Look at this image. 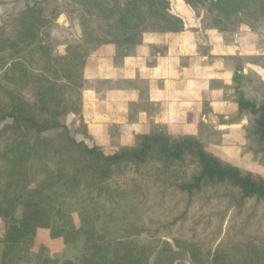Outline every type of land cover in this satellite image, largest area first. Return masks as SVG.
<instances>
[{
  "label": "trees",
  "instance_id": "obj_1",
  "mask_svg": "<svg viewBox=\"0 0 264 264\" xmlns=\"http://www.w3.org/2000/svg\"><path fill=\"white\" fill-rule=\"evenodd\" d=\"M59 1L49 12L37 3L1 18L0 124L11 123L0 130V264L30 262L41 229L81 247L75 260L37 254L36 264H264V246L232 236H242L244 213L264 205L262 175L224 164L193 134H138L137 144L106 154L64 124L82 118L92 46H139L144 33L181 35L195 24L201 33L257 30L264 0ZM61 7L81 33L63 55L51 37ZM242 63L264 68V56ZM233 84L245 138L264 159V80L242 66ZM191 222L207 230L204 245L176 234Z\"/></svg>",
  "mask_w": 264,
  "mask_h": 264
},
{
  "label": "rangeland",
  "instance_id": "obj_2",
  "mask_svg": "<svg viewBox=\"0 0 264 264\" xmlns=\"http://www.w3.org/2000/svg\"><path fill=\"white\" fill-rule=\"evenodd\" d=\"M60 6L61 1L58 0V6L50 7L48 12ZM62 9L65 12L66 9ZM68 14L73 17L71 13ZM198 28L197 24L189 26L182 35L144 33L143 42L139 46L128 45L123 48L109 49L117 54L105 56L101 63L119 67L129 56L134 57L135 60L134 70L124 72L119 68L114 79L108 74L104 80L99 79L92 84L97 92H103L104 97L114 100L119 117L125 118L126 121H135L133 123L136 124V121L144 114L141 109L145 106L151 107L155 98L158 97L155 92L156 80L160 74L165 73L169 81L171 77L174 79V76L182 79L181 85L177 84L175 87L182 93L183 101L189 100L190 104H184L185 108L177 111L176 122L164 126L131 128L132 131H137L132 132L129 137L122 138L124 141L113 140L109 133L104 135L109 129H100L95 133V143L89 146L100 147L106 154H111L123 146L137 144L138 134L166 133L172 137L193 134L202 141L207 152L216 156L224 164L236 167L242 172H251L264 177V159L261 154L251 148V144L246 140L243 132L246 122L239 121L237 107L232 101L233 73L236 68L243 66L246 73L253 69L264 80V68L242 63V57L264 56V25H260L257 30L241 27L233 34H219L215 31L201 33ZM52 41L54 43L55 40L52 39ZM159 41L164 44H152ZM106 45L113 44L94 45L92 52L97 50L98 56L104 55L107 52ZM158 52L161 54V61L159 63L157 58L156 64L151 68L153 62L146 56L150 53L155 55ZM96 64L97 62H94L90 66L95 67ZM88 83L89 81L85 82V88ZM171 85L174 88L175 82L172 81ZM171 87L170 85L166 87L165 94L169 95V91L174 90ZM131 97L135 103L129 101ZM134 107H137L136 110ZM65 121L66 118L64 124ZM6 123L11 121L1 123L0 130ZM69 130L77 141L78 138H82L81 135L85 134L84 129ZM101 133L103 135H100ZM57 134L58 131H51L45 136L53 137ZM73 220L79 229L81 227L79 216L75 214ZM102 225L103 218L97 221L99 235L103 237ZM39 231V237H36L37 243L46 244L44 246L37 244L36 247L34 243L31 261L24 264H36L37 254L59 262L75 260L79 256L81 244L67 245L62 238L52 239L49 230ZM239 231L240 229L232 234L234 240L254 241L257 245L264 246V205L257 206L253 214L251 210L243 214L242 236ZM181 232L188 239L201 245H204L206 237H209L207 230L204 231L202 226L196 227L193 222L189 223L185 230L176 231V234ZM228 239L227 235L223 236V242H228ZM138 240L147 243L150 239L142 236Z\"/></svg>",
  "mask_w": 264,
  "mask_h": 264
},
{
  "label": "crops",
  "instance_id": "obj_3",
  "mask_svg": "<svg viewBox=\"0 0 264 264\" xmlns=\"http://www.w3.org/2000/svg\"><path fill=\"white\" fill-rule=\"evenodd\" d=\"M42 3L43 6L47 9V11L52 6H58V0H0V17L7 13H19L27 8L37 4ZM51 7V8H50ZM182 35V34H181ZM81 36L80 28L78 22L74 20V18L64 12V14L59 18L57 22V26L51 30V37L54 41L56 53L59 55L65 54V50L68 44L79 41ZM164 44L159 42H152V44ZM146 44V43H144ZM149 45V44H148ZM158 45V47H160ZM127 45H106L107 52L104 55L98 56V51L91 52L90 56L87 59L85 66V82L89 81L86 85L84 84L83 88V98H84V110L82 113V118H78L73 114L66 116L65 125L68 129L74 128L77 130L80 129L81 122L85 126L84 131L85 134L81 135L82 138H78V141H84L86 144L90 145L95 143V133L100 129H109L106 131L104 135L109 133L111 139H121L125 136L132 134V132H136L137 130H133L134 128L141 127H151V126H160V125H168V123H174L177 121V111L184 109V104H190V101H183L182 93L175 87L177 84L181 85L182 79L174 76V79L171 77L169 81L167 78V74H160L157 77V88H155V92L158 94V97L155 98L154 104L152 106H145L141 109L143 116L136 121V124L133 123L135 121H126L125 118H121L117 115L118 107L113 99L104 97L103 92H97L95 86H92L99 79H105L109 74L110 78L116 77V73L119 72V68H121L124 72H129L130 70L135 69V60L134 57H127L126 62L122 66L115 65H106L103 62L105 56H115L117 52L111 51L109 49L119 47L123 48ZM150 46V45H149ZM101 54V52H100ZM160 52L150 53L148 54L147 59H150L151 68L156 64V60L160 63L161 61ZM96 63L95 67L90 66L92 63ZM165 67V66H164ZM165 71V68H164ZM172 81L175 82L174 88L171 87ZM170 85L174 90L169 91V95L165 94L166 87ZM128 101V100H127ZM130 102L135 103L132 100V97L129 99ZM137 107H134L136 110ZM118 127H122L119 129ZM132 128V129H131ZM124 129V130H123ZM126 131V132H125ZM80 133V132H79ZM100 135H103L101 133ZM136 135V134H134ZM40 232V231H39ZM39 232L37 237H39ZM37 238L35 241V246L37 247ZM46 243L38 244L44 246Z\"/></svg>",
  "mask_w": 264,
  "mask_h": 264
}]
</instances>
